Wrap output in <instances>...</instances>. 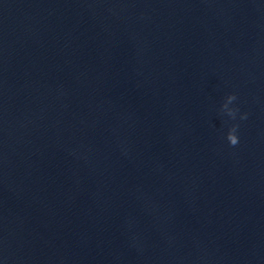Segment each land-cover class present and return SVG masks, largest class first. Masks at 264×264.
<instances>
[{"label":"water","instance_id":"95a60500","mask_svg":"<svg viewBox=\"0 0 264 264\" xmlns=\"http://www.w3.org/2000/svg\"><path fill=\"white\" fill-rule=\"evenodd\" d=\"M0 260L264 264V0H0Z\"/></svg>","mask_w":264,"mask_h":264},{"label":"clouds","instance_id":"9594fccd","mask_svg":"<svg viewBox=\"0 0 264 264\" xmlns=\"http://www.w3.org/2000/svg\"><path fill=\"white\" fill-rule=\"evenodd\" d=\"M237 101L238 95L235 92H231L224 97L222 104V111L229 118L225 139L231 146H236L240 143L239 121L246 120L249 115L248 112L241 111ZM0 264H3L2 260H0Z\"/></svg>","mask_w":264,"mask_h":264}]
</instances>
